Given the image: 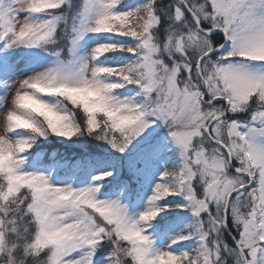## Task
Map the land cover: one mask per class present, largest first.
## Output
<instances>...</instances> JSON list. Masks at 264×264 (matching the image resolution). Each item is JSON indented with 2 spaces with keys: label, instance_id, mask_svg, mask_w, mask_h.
Segmentation results:
<instances>
[{
  "label": "snow or ice",
  "instance_id": "obj_1",
  "mask_svg": "<svg viewBox=\"0 0 264 264\" xmlns=\"http://www.w3.org/2000/svg\"><path fill=\"white\" fill-rule=\"evenodd\" d=\"M0 264H264V0H0Z\"/></svg>",
  "mask_w": 264,
  "mask_h": 264
},
{
  "label": "trees",
  "instance_id": "obj_2",
  "mask_svg": "<svg viewBox=\"0 0 264 264\" xmlns=\"http://www.w3.org/2000/svg\"><path fill=\"white\" fill-rule=\"evenodd\" d=\"M52 142H57V149L62 151L63 153L67 154L70 159L80 158L85 154V151L90 150L95 153H103L106 149V146L102 149L99 147L98 142H93L89 140L87 144H79L73 142H59L56 138H52ZM60 144V145H59Z\"/></svg>",
  "mask_w": 264,
  "mask_h": 264
},
{
  "label": "rangeland",
  "instance_id": "obj_3",
  "mask_svg": "<svg viewBox=\"0 0 264 264\" xmlns=\"http://www.w3.org/2000/svg\"><path fill=\"white\" fill-rule=\"evenodd\" d=\"M51 141H52V138H51ZM57 145V142H52V144H49V143H45V145H43L42 146V150L43 151H45V152H48V149H53L55 146ZM60 145V144H59ZM104 153H107L108 154V159L110 160V161H117V160H120V159H122L121 157H119L118 155H116V154H112L111 153V150L110 149H108L107 147H106V149L104 150V152L102 153V154H104ZM53 154H55V153H53ZM56 154H58L59 156H61V157H65V158H67L65 155H63L62 153H60V152H56ZM68 159V158H67ZM68 160H70V159H68ZM71 161V160H70ZM111 179V178H110Z\"/></svg>",
  "mask_w": 264,
  "mask_h": 264
}]
</instances>
